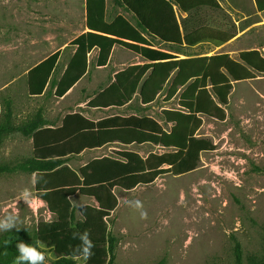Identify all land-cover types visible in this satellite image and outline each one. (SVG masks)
Instances as JSON below:
<instances>
[{"label": "rangeland", "instance_id": "rangeland-1", "mask_svg": "<svg viewBox=\"0 0 264 264\" xmlns=\"http://www.w3.org/2000/svg\"><path fill=\"white\" fill-rule=\"evenodd\" d=\"M84 4L85 0H0V106L5 99L10 101L16 124L37 113L53 125L68 113L90 119L118 114L150 116L164 130H170L171 124L161 116L163 110L178 108L176 95L166 97L169 84L149 105L141 104L137 93L120 108L88 107V101L118 70L142 65L143 59L122 45H114L105 66L96 65L97 53L89 54L88 71L64 96L55 97L50 85L41 96L28 95L27 70L57 51L60 56L51 81L60 78L74 53L68 44L87 31L82 32L86 26ZM220 20L214 13L208 24L224 29ZM253 43L227 42L218 47L204 43L178 56L233 54ZM223 108V116H200L195 136L207 140L212 149L200 153L195 169L182 174L166 172L151 183L114 190L118 205L107 219L116 240L114 264H236L237 242L241 264L264 263V71L233 81ZM129 148L143 157L166 151L148 144ZM120 151L118 145L85 150L69 157L66 165L78 170L93 158L116 156ZM30 156L28 136L14 130L4 137L0 164L14 166ZM31 177L20 170L0 174V217L16 212L22 227L35 228L39 222L51 220L52 215L35 195ZM26 187L34 193L27 204L19 200ZM71 201L75 207L93 203L78 194ZM41 248L45 264H52L56 258L53 251ZM76 262L86 264L82 257Z\"/></svg>", "mask_w": 264, "mask_h": 264}, {"label": "trees", "instance_id": "trees-1", "mask_svg": "<svg viewBox=\"0 0 264 264\" xmlns=\"http://www.w3.org/2000/svg\"><path fill=\"white\" fill-rule=\"evenodd\" d=\"M109 3L112 9L119 6L131 13L135 22L122 14L107 21V0H85L87 31L68 44L74 53L60 78L51 81L60 56L57 51L27 70V93L30 97L41 96L50 85L53 95L62 97L87 72L93 50H97L96 65L105 66L114 45H122L145 63L116 73L114 80L88 101V107L119 108L137 93L141 102L148 105L169 84L166 97L176 95L178 108L163 110L161 116L171 128L164 130L156 119L147 116L113 115L94 122L80 113L67 114L62 127L54 130L44 128L47 122L41 113L16 124L10 101L5 99L0 106V145L14 130L34 136L35 144L29 158L14 166L0 164V174L15 170L36 173L35 195L46 204L52 218L39 222L35 228L1 232L0 264L14 263L18 255L16 244L20 241L35 245L41 252V246L53 251L56 258L52 264H77L78 257L84 258L86 264H114L116 240L107 220L118 205L114 190L151 183L166 172L182 174L195 169L200 153L212 149L207 140L195 136L200 116H223L232 82L264 71V57L257 50L241 52L239 59H234L227 53L180 58L154 49L151 40L154 36L162 37L160 42L176 53L204 43L218 47L228 39L218 34L216 28L196 22L183 35L175 24L171 27V39H163L164 35L137 12L135 1L109 0ZM207 3L213 10L219 9L216 0ZM43 132L53 135L39 146L37 136ZM143 144L166 151L150 152L143 157L129 148ZM111 145L121 147L116 156L92 159L78 170L66 165L69 157L82 150ZM76 194L92 199L93 203L75 207L71 197ZM234 253L236 264H241L238 242Z\"/></svg>", "mask_w": 264, "mask_h": 264}, {"label": "crops", "instance_id": "crops-1", "mask_svg": "<svg viewBox=\"0 0 264 264\" xmlns=\"http://www.w3.org/2000/svg\"><path fill=\"white\" fill-rule=\"evenodd\" d=\"M133 1H135L137 12L142 16L144 21L146 23L151 24L153 28L157 30L159 33L161 32L164 35L163 39H171V27H174L175 24L179 25L180 32L183 35L184 33L190 31L193 24L196 22L202 26L209 27L211 29L216 28L218 30V34L228 39L223 44H226L227 42H254L253 45H250L248 47H242L236 49L233 54H229L228 52H219V53H227L232 58H234V56H238L239 58L241 52L249 51V50H257L261 56H263L264 54V0H216L219 5V9L217 10H213L208 6L207 2L209 0H175V1L174 0H133ZM85 9L86 8L84 4V22L86 21ZM214 13L219 14V17L222 19L219 21V23L224 26V29L215 26H210L208 24V20L210 16L213 15ZM118 14L125 15L130 19L132 23L135 22L134 18H132L131 16V13L124 11L119 6H116L115 8L112 9L109 0H107L106 19L108 21H111L113 17H115V15ZM86 30L87 28L86 26H84L82 32ZM161 39L162 37H157V36L151 38L154 49L163 50L171 54H174L176 56H178V54H184V51L183 53H176L172 51L168 45H166L167 47L165 48L157 47V44L159 45L164 44L160 42ZM186 49L187 48H184V50ZM91 53L96 54L97 52L93 50ZM202 54H198L196 56H205ZM189 56L192 55H187V57ZM144 63L145 61L143 60L142 65ZM123 69L118 70L116 73H118ZM114 76L111 82L114 80ZM95 95L93 97H95ZM141 104L143 103L141 102ZM92 109H97V108H92ZM65 116L62 117L59 124L53 125L48 123L47 125L44 126V128H51L52 130H54L56 128L62 127ZM120 116L129 117L131 115H127V116L120 115ZM108 117H113V115L106 116L103 118H108ZM103 118H98V119L88 118V119L97 122ZM51 135H53V132H43L39 136H37L39 146L44 144L47 141L48 137ZM29 138H30L31 156H32L35 141H34V136H30ZM85 150H82L81 152ZM96 158H100V157H96ZM89 161L81 165L80 168L86 165ZM31 174L34 175L36 173H31Z\"/></svg>", "mask_w": 264, "mask_h": 264}, {"label": "clouds", "instance_id": "clouds-1", "mask_svg": "<svg viewBox=\"0 0 264 264\" xmlns=\"http://www.w3.org/2000/svg\"><path fill=\"white\" fill-rule=\"evenodd\" d=\"M38 182V175L34 174L30 178V184L35 185ZM34 193L31 188H24L19 193V200L24 203H31ZM23 226L18 213L11 212L0 217V232H8L12 229L19 230ZM18 255L14 260V264H45L46 258L35 245L20 241L16 244Z\"/></svg>", "mask_w": 264, "mask_h": 264}]
</instances>
